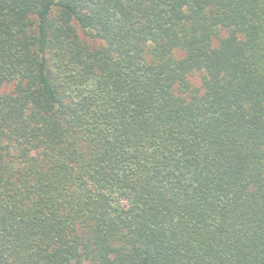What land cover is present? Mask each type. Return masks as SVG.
I'll return each instance as SVG.
<instances>
[{"label":"trees","instance_id":"trees-1","mask_svg":"<svg viewBox=\"0 0 264 264\" xmlns=\"http://www.w3.org/2000/svg\"><path fill=\"white\" fill-rule=\"evenodd\" d=\"M0 264H264V0H0Z\"/></svg>","mask_w":264,"mask_h":264},{"label":"rangeland","instance_id":"rangeland-1","mask_svg":"<svg viewBox=\"0 0 264 264\" xmlns=\"http://www.w3.org/2000/svg\"><path fill=\"white\" fill-rule=\"evenodd\" d=\"M190 82L194 86H199L200 85V77L198 74H194L193 76L190 77Z\"/></svg>","mask_w":264,"mask_h":264}]
</instances>
